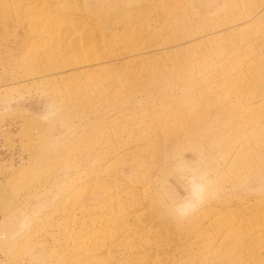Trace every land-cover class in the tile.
<instances>
[{"label": "rangeland", "instance_id": "obj_1", "mask_svg": "<svg viewBox=\"0 0 264 264\" xmlns=\"http://www.w3.org/2000/svg\"><path fill=\"white\" fill-rule=\"evenodd\" d=\"M263 3L0 0V264H264Z\"/></svg>", "mask_w": 264, "mask_h": 264}, {"label": "bare ground", "instance_id": "obj_2", "mask_svg": "<svg viewBox=\"0 0 264 264\" xmlns=\"http://www.w3.org/2000/svg\"><path fill=\"white\" fill-rule=\"evenodd\" d=\"M261 7H262V8H261V9H262L261 11L264 13V3L262 4ZM204 80H206V78H204Z\"/></svg>", "mask_w": 264, "mask_h": 264}]
</instances>
